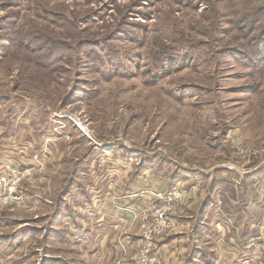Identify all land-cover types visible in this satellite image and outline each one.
Returning a JSON list of instances; mask_svg holds the SVG:
<instances>
[{"label": "rangeland", "instance_id": "rangeland-1", "mask_svg": "<svg viewBox=\"0 0 264 264\" xmlns=\"http://www.w3.org/2000/svg\"><path fill=\"white\" fill-rule=\"evenodd\" d=\"M261 43L264 0H0V176L30 174L0 209V264L80 261L70 216L96 219L83 216L89 194L136 237L107 264L144 249L165 264L159 244L173 221L197 224L215 179L217 208L241 223L252 201L253 231L264 227Z\"/></svg>", "mask_w": 264, "mask_h": 264}, {"label": "crops", "instance_id": "crops-1", "mask_svg": "<svg viewBox=\"0 0 264 264\" xmlns=\"http://www.w3.org/2000/svg\"><path fill=\"white\" fill-rule=\"evenodd\" d=\"M185 178L187 177L185 176ZM222 186L221 181L214 180L210 186L209 200L199 210L197 224L192 229L188 225H183V222H172V232L159 244L165 264H249V251L256 247L257 243L254 239L259 241L264 227L262 225L258 230L254 229L253 231L254 224L249 218L252 217L251 214L249 216V207L252 201L247 202L246 205L244 201L241 202L244 207L241 205L242 208L239 211H245V213L241 212V217L244 218L241 223L239 219L236 223L235 218L227 214L229 211L217 208V205L220 204ZM196 189L194 185L190 192L192 198L200 194L193 193ZM91 196L89 194L87 201L84 202L87 204L82 209L83 216L91 215L96 219L89 218L87 227L84 228L79 224V218L77 219L73 214L70 216L71 225H73H68L73 240L74 232L78 233L73 242V250L78 253L80 258V261L77 260L73 264H107V258L113 259L115 256L116 259L118 257L115 249L118 246L121 248L119 256L125 255L127 252L132 254V242L136 240V237L134 233L124 235L127 224L125 213L118 209L115 210L113 206L109 208V205L100 208V200L96 202L95 196L93 195V199ZM198 196L203 197L204 193ZM236 197L237 193H234L233 199L230 200L237 202ZM129 198L131 201L134 200L132 197ZM211 214H215L214 217ZM121 217L125 219L122 220ZM255 232H259V236L255 237ZM121 237L125 238L122 242ZM84 250L86 258L81 254V251Z\"/></svg>", "mask_w": 264, "mask_h": 264}, {"label": "built area", "instance_id": "built-area-1", "mask_svg": "<svg viewBox=\"0 0 264 264\" xmlns=\"http://www.w3.org/2000/svg\"><path fill=\"white\" fill-rule=\"evenodd\" d=\"M30 174L28 172H13L10 175L0 176V209L4 205L11 204L12 201L20 202L21 196L18 194V188L28 180ZM181 193L179 190L172 191L167 200L170 204L166 207L157 209L153 214V224L146 232V238L152 241L153 238L163 236L169 227V218L174 214V207L180 200ZM161 207V206H160ZM257 264H264V249L257 259ZM117 264H160L158 255L152 254L149 250H142L135 259L131 261L121 260Z\"/></svg>", "mask_w": 264, "mask_h": 264}, {"label": "trees", "instance_id": "trees-1", "mask_svg": "<svg viewBox=\"0 0 264 264\" xmlns=\"http://www.w3.org/2000/svg\"><path fill=\"white\" fill-rule=\"evenodd\" d=\"M260 45H261L262 48L264 47V44L263 43H261ZM261 55H262V53H256V57H258V58L261 57Z\"/></svg>", "mask_w": 264, "mask_h": 264}]
</instances>
